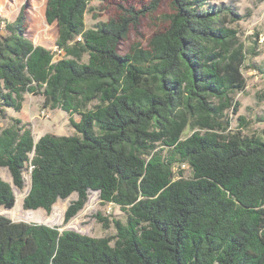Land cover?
<instances>
[{
    "label": "trees",
    "instance_id": "1",
    "mask_svg": "<svg viewBox=\"0 0 264 264\" xmlns=\"http://www.w3.org/2000/svg\"><path fill=\"white\" fill-rule=\"evenodd\" d=\"M91 1L47 0L59 58L27 36L25 8L14 21L0 9V118L21 111L26 94L40 95L76 131L35 140L14 118L0 127V169L23 189L30 167L25 209L51 212L77 193L68 223L98 191L126 220L98 214L116 233L95 237L0 214V264H264V134L231 129L248 56L230 25L237 14L171 0L167 27L121 54L131 26L161 0L88 28ZM183 165L192 177H183ZM15 202L0 175V206Z\"/></svg>",
    "mask_w": 264,
    "mask_h": 264
},
{
    "label": "rangeland",
    "instance_id": "2",
    "mask_svg": "<svg viewBox=\"0 0 264 264\" xmlns=\"http://www.w3.org/2000/svg\"><path fill=\"white\" fill-rule=\"evenodd\" d=\"M154 0H92L90 9L86 14V26L94 27L98 22L116 17L123 8L141 10L148 7ZM202 8L211 6L217 8H231L238 16V20L230 25L240 32V37L246 45L248 56L244 64L246 89L235 95L240 108L237 115L230 113L231 129L239 130L247 135L264 134V43L260 42V35H264V0H202ZM47 0H0L1 16L5 20L14 21L22 8L27 16V36L36 44H41L54 50L57 45L58 27L56 23L49 24L46 19ZM172 13L171 0H161L154 11L141 15L138 24L131 26L128 37L119 45L121 54L129 51L130 47L141 42L147 46L150 38L168 25L169 15ZM3 30V27L2 29ZM86 60V58H84ZM44 98L40 95L26 94L23 109L19 112L7 109L5 118H0V127L7 126L14 118L22 120L31 129L35 140L47 132L58 135H73L76 133L70 123V115L60 108L51 109L44 106ZM93 102L89 107H93ZM44 113V114H43ZM239 115L248 122L247 127H239ZM79 120V114L73 115ZM184 178L192 177V170L188 165H183ZM30 167L24 170L25 187L19 189L13 182L7 168L0 169V175L11 183L16 202L12 208L0 206V214L14 221H27L44 223L60 227L61 230L72 229L82 234L95 237H110L115 235L116 227L113 223L105 226L97 218L98 214L112 220L113 218L126 220L124 211L116 205L105 203L101 200L98 191H91L84 208L68 223L64 216L68 205L77 199L74 193L67 199L58 200L51 212L43 208L29 210L24 208V197L30 187ZM179 167L175 166L176 178Z\"/></svg>",
    "mask_w": 264,
    "mask_h": 264
},
{
    "label": "built area",
    "instance_id": "3",
    "mask_svg": "<svg viewBox=\"0 0 264 264\" xmlns=\"http://www.w3.org/2000/svg\"><path fill=\"white\" fill-rule=\"evenodd\" d=\"M259 40H260L261 43H264V35L263 34L260 35V39ZM53 52L55 53V57L56 58H59L61 53H62V51L59 49V47L57 45L55 46Z\"/></svg>",
    "mask_w": 264,
    "mask_h": 264
}]
</instances>
